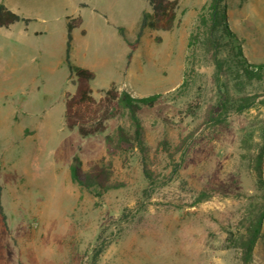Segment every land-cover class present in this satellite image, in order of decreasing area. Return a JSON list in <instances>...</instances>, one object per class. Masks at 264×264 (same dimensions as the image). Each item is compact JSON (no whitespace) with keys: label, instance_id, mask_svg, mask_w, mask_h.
<instances>
[{"label":"rangeland","instance_id":"374dc122","mask_svg":"<svg viewBox=\"0 0 264 264\" xmlns=\"http://www.w3.org/2000/svg\"><path fill=\"white\" fill-rule=\"evenodd\" d=\"M145 1L11 0L14 13L31 19L30 28L50 29L36 40L48 53L36 58L34 88L0 95L6 218L5 226L0 219V264H242L232 240L244 230L260 195L259 167L264 181V70L260 80L247 79L223 48L217 71L197 34L209 0H178L175 27L146 29L129 61L123 37L120 49V39L98 41L93 31L82 38L75 29L71 62L93 64L87 67L95 77L93 98L111 84L134 98L160 95L157 104L137 113L144 156L131 146L109 155L105 136L124 120L111 118L104 132L87 137L64 126L65 97L75 86L58 48L49 55L52 32L64 31L69 18L74 27L81 20L85 28L93 17L99 26L123 28L133 42L139 15L150 11ZM226 5L234 45L248 64H263L264 0H227ZM194 35L198 43L191 40ZM109 53V64L96 63ZM244 101L251 107L237 113ZM25 126L34 133L31 140L20 134ZM75 155L83 171L102 158L110 160L113 189L97 198L74 184L69 166ZM23 168L37 175L36 184L12 195V182L3 178L22 176ZM249 264H264L261 240Z\"/></svg>","mask_w":264,"mask_h":264},{"label":"trees","instance_id":"16d2710c","mask_svg":"<svg viewBox=\"0 0 264 264\" xmlns=\"http://www.w3.org/2000/svg\"><path fill=\"white\" fill-rule=\"evenodd\" d=\"M177 1L147 0L150 11L141 14L137 25L136 40L133 42L127 40L123 28L118 29L119 35L126 40L130 50L127 55L128 61L131 59L132 52L136 49L146 29L166 32L175 27L179 22ZM226 3L227 0H209L207 2L205 13L199 18L197 25V34L204 39L202 46L211 52L217 71H220L222 67L218 56L224 48L227 53H232V56L236 59L235 62L247 79L260 80L261 73L264 70V63L261 65L248 64L242 57L239 47L234 45L236 37L228 26ZM19 22L26 25L29 20L12 12L11 9L0 2V27L7 28ZM73 23L74 19H67L64 63L68 70L69 78L74 79L75 89L73 94L69 93L65 97L64 126L67 129H76L81 137H87L104 132L105 124L111 118L124 120L125 124L118 125L113 133L105 136V145L109 149V155H114L115 152L121 151L125 146H131L139 150L144 156L143 129L137 113L141 108H151L157 104L160 95L153 94L147 97L134 98L131 94L126 91H119L115 85L111 84L98 100L93 98L90 87V83L95 78L93 72L86 68L75 66L71 62ZM191 40L197 42L195 41L197 40V35L191 36ZM191 40L189 46L193 45ZM251 67H255V70L251 69ZM251 105L252 102H242L236 107L237 113L243 112ZM81 164L80 158L75 155L72 159V164L69 166L70 178L74 184L90 191L97 198H101L106 191L113 189L111 185L113 170L110 160L102 158L99 162L90 163L85 171L82 170ZM260 169V167L256 169L260 195L254 197L256 201L251 204L252 208L249 210L247 225L244 230L239 233L237 239L232 240L233 247L239 250L242 264H249L252 259V251H254L255 245L259 240H261L264 248V234L261 233L264 219V181L262 180ZM0 215L5 223L6 219L1 205Z\"/></svg>","mask_w":264,"mask_h":264},{"label":"crops","instance_id":"0c3cea01","mask_svg":"<svg viewBox=\"0 0 264 264\" xmlns=\"http://www.w3.org/2000/svg\"><path fill=\"white\" fill-rule=\"evenodd\" d=\"M0 2H2L9 9H11L12 12H16L15 10L16 8H14L11 0H0ZM82 4L83 3H80V5ZM23 18L28 19L25 17ZM28 20L29 22L26 25L22 22H19V23L10 25L7 28L0 27V95L2 96H5L7 94L11 95V94H14L15 92H20L21 94L29 93L30 87L33 89L36 81L38 80L37 75H36V68L34 67V63L37 60L36 58L38 56L40 57L43 54L48 53L46 51L45 53L42 50V47L40 48V50L38 49L36 40L39 36H41V34H43V32L46 33L43 30H49L50 28L32 29L30 28L31 19H28ZM138 20H140V15H139ZM41 21L44 22V19H41ZM85 22L87 24V27L85 26V28L81 27L82 26L81 20H79L78 26L74 27V29L72 30L73 40H74L75 29L79 31L80 36L82 38H85L87 35L89 36L88 31H93L94 33H96L97 35L96 37L98 38V41L102 40L108 43H110L111 41H114V43H118L120 39L119 46H120V49L122 48L123 40H122V37L119 35L118 30H116L115 28L110 30L109 26L106 24H105L106 27L97 25L93 17H88L87 20H85ZM52 34H53V40H50L49 45L54 50L53 51L48 50L49 55L50 54L54 55L56 53L55 48L57 47L58 52H59L58 54V57L60 59L59 61L64 63L66 40H67L66 23L64 25V31L61 30V32L58 35L57 34L55 35V32H52ZM119 36L121 38H119ZM73 40H72V49L74 48ZM110 61H111V54L109 53V54H104L103 57H99L96 63L98 62L99 65L106 66L107 64H109ZM84 66L86 67H82V68L92 69L94 67L92 63L91 64L86 63ZM22 114L28 115L27 112L26 113L23 112ZM27 131H28V127L26 126L20 128V132H21L20 134H22V138L23 139L26 138V140L27 139L31 140L30 137L32 136L30 135L34 134L33 131L31 132L28 131L29 134L23 137V134L26 133ZM20 156L21 158L26 157L25 154L24 155L20 154ZM26 159H29V158H26ZM32 159H33L32 162H34L33 164H35L37 162V150H35V154ZM22 171H23L22 176L20 173H18L17 177L4 176L3 178L4 181L12 182L11 188L9 189L12 195H16L17 193H19V190L22 188L25 190H29L28 186L30 184H32L33 186L36 184L37 175H35L34 173L31 174V172L28 171L26 168H23ZM0 180H2L1 177H0ZM21 181H25V184H23V186L20 185ZM26 184H29V185L27 186ZM0 202H1V196H0ZM2 212H3V209H2ZM0 219H1V222L3 223L2 225L5 226L6 221L4 223L1 215H0Z\"/></svg>","mask_w":264,"mask_h":264}]
</instances>
